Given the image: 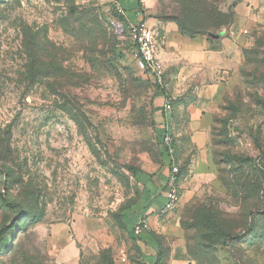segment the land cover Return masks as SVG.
<instances>
[{
	"label": "rangeland",
	"instance_id": "374dc122",
	"mask_svg": "<svg viewBox=\"0 0 264 264\" xmlns=\"http://www.w3.org/2000/svg\"><path fill=\"white\" fill-rule=\"evenodd\" d=\"M149 2L165 23L178 7ZM258 2L247 63L221 87L206 146L192 149L188 134L172 131L167 157L159 90L113 5L0 0V193L24 208L0 204V264L136 263L130 235L144 175L169 159L180 200L153 221L159 264H264V176L253 166L264 149Z\"/></svg>",
	"mask_w": 264,
	"mask_h": 264
},
{
	"label": "crops",
	"instance_id": "0c3cea01",
	"mask_svg": "<svg viewBox=\"0 0 264 264\" xmlns=\"http://www.w3.org/2000/svg\"><path fill=\"white\" fill-rule=\"evenodd\" d=\"M105 1L115 10H121L119 14L124 17L125 28L128 23L145 22L154 33L158 32L161 42L156 41V54L164 66L166 85L165 90L157 92L161 109V114L156 116L157 123L166 134L172 131L188 134L192 149H204L222 94L221 87L225 81L235 78L246 63L245 51L249 47L246 33L259 20L260 14L254 12L258 0H223L222 10H231L234 21L228 34L217 41L189 37L182 34L175 23L158 21L152 16L149 0ZM192 90L195 94H191ZM166 99L171 103L172 112L163 109ZM184 117L188 121L181 125ZM169 167L166 162L157 175H144L145 192L130 235L140 252L134 264H156L159 260L161 249L153 235L157 230L153 221L165 203ZM142 220L148 223L149 230L135 236L134 227Z\"/></svg>",
	"mask_w": 264,
	"mask_h": 264
},
{
	"label": "built area",
	"instance_id": "2783aa9c",
	"mask_svg": "<svg viewBox=\"0 0 264 264\" xmlns=\"http://www.w3.org/2000/svg\"><path fill=\"white\" fill-rule=\"evenodd\" d=\"M121 13L119 8H116ZM126 29L130 35L132 42V55L137 61L139 68L145 73L162 92L165 90V71L164 66L156 54V40L152 29L145 22L128 23ZM165 111L171 110V103L166 99L163 104ZM163 144L167 148L170 156L173 154V139L167 133L163 136ZM180 175V169L177 164L171 162L169 167V175L166 182L165 203L161 209L162 213L173 211L180 200V193L177 181ZM149 226L145 220L140 221L133 230L135 236L141 235L144 231H148Z\"/></svg>",
	"mask_w": 264,
	"mask_h": 264
},
{
	"label": "trees",
	"instance_id": "16d2710c",
	"mask_svg": "<svg viewBox=\"0 0 264 264\" xmlns=\"http://www.w3.org/2000/svg\"><path fill=\"white\" fill-rule=\"evenodd\" d=\"M176 4L178 7L174 12L175 14L168 19V22L176 23L179 31L189 37H196L195 35L200 32H205V35L209 31L217 32L227 26H231L234 21V14L231 10L224 12L219 9L221 0H176ZM114 13L125 25L124 17L117 10ZM246 54L247 51H245ZM156 89L160 91L159 87ZM162 134L164 136L166 132L163 131ZM164 148V154L170 157L167 148ZM170 164L171 160L169 159V166ZM253 166L264 176V149L260 151V156L253 161ZM130 170L134 174L137 172L135 169ZM263 188L264 185L259 188V191ZM0 204L7 209H17L19 213L24 211V208L19 203L9 200L2 193H0ZM153 235L155 236V234ZM224 246L228 247L225 244ZM156 264H159V260Z\"/></svg>",
	"mask_w": 264,
	"mask_h": 264
},
{
	"label": "water",
	"instance_id": "95a60500",
	"mask_svg": "<svg viewBox=\"0 0 264 264\" xmlns=\"http://www.w3.org/2000/svg\"><path fill=\"white\" fill-rule=\"evenodd\" d=\"M229 29H230V26H227L226 28H223L217 32L209 31L206 33V37L214 41L220 40L221 38H223L224 36L228 34Z\"/></svg>",
	"mask_w": 264,
	"mask_h": 264
}]
</instances>
